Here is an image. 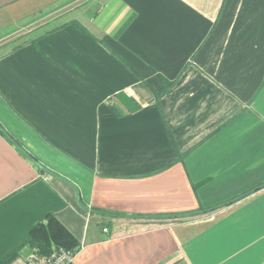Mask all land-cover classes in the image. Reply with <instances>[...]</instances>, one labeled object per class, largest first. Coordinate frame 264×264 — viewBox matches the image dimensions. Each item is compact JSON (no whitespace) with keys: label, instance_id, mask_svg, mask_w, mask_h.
<instances>
[{"label":"crops","instance_id":"crops-1","mask_svg":"<svg viewBox=\"0 0 264 264\" xmlns=\"http://www.w3.org/2000/svg\"><path fill=\"white\" fill-rule=\"evenodd\" d=\"M74 1L1 38L0 264L47 213L74 264H264V0Z\"/></svg>","mask_w":264,"mask_h":264},{"label":"rangeland","instance_id":"rangeland-1","mask_svg":"<svg viewBox=\"0 0 264 264\" xmlns=\"http://www.w3.org/2000/svg\"><path fill=\"white\" fill-rule=\"evenodd\" d=\"M67 2L68 0H15L0 7V42L3 40L2 36L21 24H29L28 28H25L27 30L39 22L44 23L53 19L57 14L55 10L65 9ZM76 2L78 0L74 1Z\"/></svg>","mask_w":264,"mask_h":264},{"label":"trees","instance_id":"trees-1","mask_svg":"<svg viewBox=\"0 0 264 264\" xmlns=\"http://www.w3.org/2000/svg\"><path fill=\"white\" fill-rule=\"evenodd\" d=\"M43 220L31 226L22 236L21 242L28 244L38 251L46 253L51 245L75 250L76 243L69 232L53 217L52 214L44 215Z\"/></svg>","mask_w":264,"mask_h":264},{"label":"built area","instance_id":"built-area-1","mask_svg":"<svg viewBox=\"0 0 264 264\" xmlns=\"http://www.w3.org/2000/svg\"><path fill=\"white\" fill-rule=\"evenodd\" d=\"M75 253V250L55 245H52L50 251L46 253L38 251L37 248H31L21 256L18 264H74Z\"/></svg>","mask_w":264,"mask_h":264},{"label":"water","instance_id":"water-1","mask_svg":"<svg viewBox=\"0 0 264 264\" xmlns=\"http://www.w3.org/2000/svg\"><path fill=\"white\" fill-rule=\"evenodd\" d=\"M15 0H0V7H3L11 2H13Z\"/></svg>","mask_w":264,"mask_h":264}]
</instances>
